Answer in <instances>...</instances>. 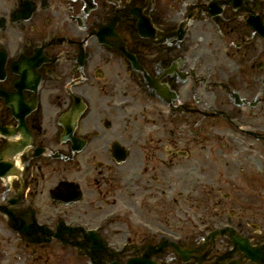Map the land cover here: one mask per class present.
Segmentation results:
<instances>
[{
    "label": "flooded vegetation",
    "instance_id": "obj_1",
    "mask_svg": "<svg viewBox=\"0 0 264 264\" xmlns=\"http://www.w3.org/2000/svg\"><path fill=\"white\" fill-rule=\"evenodd\" d=\"M171 177L213 199V228L264 245V0H0V264H78L35 226L58 208L91 223L128 194L133 218L168 219L152 201ZM124 236L139 243L129 223L105 239Z\"/></svg>",
    "mask_w": 264,
    "mask_h": 264
},
{
    "label": "rangeland",
    "instance_id": "obj_2",
    "mask_svg": "<svg viewBox=\"0 0 264 264\" xmlns=\"http://www.w3.org/2000/svg\"><path fill=\"white\" fill-rule=\"evenodd\" d=\"M128 200H129V199H128ZM171 209H173V207H172ZM212 220H213V215H212ZM168 264H176V263L170 262V263H168Z\"/></svg>",
    "mask_w": 264,
    "mask_h": 264
}]
</instances>
